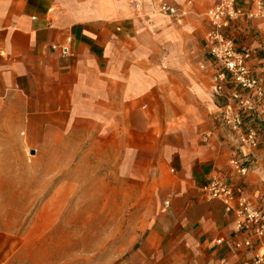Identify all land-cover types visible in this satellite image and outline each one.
I'll use <instances>...</instances> for the list:
<instances>
[{
  "label": "crops",
  "instance_id": "1",
  "mask_svg": "<svg viewBox=\"0 0 264 264\" xmlns=\"http://www.w3.org/2000/svg\"><path fill=\"white\" fill-rule=\"evenodd\" d=\"M217 1L0 0V156L25 154L34 123L101 121L120 141L127 107L136 130L164 140L159 181L168 176L173 195L135 226L121 264H245L264 251V237L237 230L201 192L225 176L264 205V132L247 173L230 170L237 139L231 156L219 141L214 69L198 67L209 63L204 13ZM162 4L177 16L160 13ZM233 37L264 83V20L241 22ZM29 171L0 158V264H56V251L61 264L58 216L31 213ZM248 237L252 247L234 246Z\"/></svg>",
  "mask_w": 264,
  "mask_h": 264
},
{
  "label": "rangeland",
  "instance_id": "2",
  "mask_svg": "<svg viewBox=\"0 0 264 264\" xmlns=\"http://www.w3.org/2000/svg\"><path fill=\"white\" fill-rule=\"evenodd\" d=\"M204 55L209 63L198 67L214 69L208 48ZM230 93L228 87L220 95L213 92L218 101L214 115L223 134L219 141H226L233 156V131L221 114ZM130 111L127 107L120 141L101 121L34 123L30 127L35 136L23 143L25 154L0 156L8 163L29 164L30 211L58 216L61 264L123 263L135 226L153 207L168 208L173 195L167 188L169 178L160 182L158 169L164 140L157 132L136 130Z\"/></svg>",
  "mask_w": 264,
  "mask_h": 264
},
{
  "label": "built area",
  "instance_id": "3",
  "mask_svg": "<svg viewBox=\"0 0 264 264\" xmlns=\"http://www.w3.org/2000/svg\"><path fill=\"white\" fill-rule=\"evenodd\" d=\"M159 12L177 16L176 10L166 4ZM211 29L205 41L211 62L215 65L212 74V91L220 95L228 87L231 93L222 106L223 122L231 128L237 139V155L230 159L229 169L245 175L249 169L248 154L260 144L264 132V83L249 67L252 53L237 45L233 29L241 22L264 20V0H218L205 11ZM67 52L66 47L61 48ZM231 172V171H230ZM207 199H217L224 211L233 214L237 230H247L261 240L264 237V205L250 196L225 176H213L202 187ZM168 205V201H166ZM251 237L235 242V247H252ZM245 264H264V251L257 248Z\"/></svg>",
  "mask_w": 264,
  "mask_h": 264
},
{
  "label": "water",
  "instance_id": "4",
  "mask_svg": "<svg viewBox=\"0 0 264 264\" xmlns=\"http://www.w3.org/2000/svg\"><path fill=\"white\" fill-rule=\"evenodd\" d=\"M32 153H33V151H32Z\"/></svg>",
  "mask_w": 264,
  "mask_h": 264
}]
</instances>
